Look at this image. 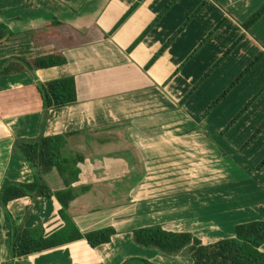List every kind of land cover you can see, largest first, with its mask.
Instances as JSON below:
<instances>
[{"label":"crops","instance_id":"obj_1","mask_svg":"<svg viewBox=\"0 0 264 264\" xmlns=\"http://www.w3.org/2000/svg\"><path fill=\"white\" fill-rule=\"evenodd\" d=\"M174 1L0 0V23L14 33L0 47V60L60 54L66 61L0 77V191L7 182L35 181L33 169L14 153L16 141L42 133L68 136L64 156H84L79 180L72 184L77 198L69 216L83 233L116 231L110 243L97 248L82 240L14 264H123L132 257L194 264L188 249L166 255L137 245L133 232L161 226L209 245L234 237L239 224L264 221V129L254 137L264 124V93L240 92L238 84L207 114L224 92L218 87L224 76L236 80L260 56L258 64L264 63V37L255 32L264 17L244 27L264 0ZM69 77L76 81L77 102L51 110L42 129L44 103L37 82ZM121 142L128 148H107ZM214 143L225 152L220 159L230 156L253 178L250 185L239 182L236 194L221 191L223 201L215 210L209 196L213 187L206 185L217 175L211 164L215 153L208 147ZM196 154L208 166L190 181L169 185L167 176L183 173L176 171V161ZM44 179L54 192L67 189L56 169ZM246 186L256 196L244 201ZM92 192L102 194L97 203L79 208L76 203ZM61 209L55 197H24L8 205L19 225H42L46 234L64 226ZM10 229L0 204V264L10 260Z\"/></svg>","mask_w":264,"mask_h":264},{"label":"trees","instance_id":"obj_2","mask_svg":"<svg viewBox=\"0 0 264 264\" xmlns=\"http://www.w3.org/2000/svg\"><path fill=\"white\" fill-rule=\"evenodd\" d=\"M138 5L136 4L131 11ZM263 16L264 5L244 23V27L247 30L250 29ZM54 24L57 26L61 25L57 21ZM12 37H14V33L11 29L7 25L0 23V47L6 40ZM259 59H261V56L244 72H248ZM65 62V58L60 54L39 55L31 59L26 57L4 59L0 60V77L17 73H35L38 70L61 66ZM239 81L240 77L232 83V88ZM37 88L44 103L42 129L51 110L67 107L77 102L76 81L74 77L56 79L45 83L38 81ZM231 90L225 91L209 108L207 114ZM244 111L230 123L228 129L237 122ZM263 129L264 124L254 137ZM68 138V136L64 135L47 137L42 133L35 140L20 139L14 145V153L22 157L33 169L35 181L29 184L7 182L1 188L0 204L4 207L11 224V229L8 233V237L11 240V254L10 260L6 264H14L19 258L46 252L82 240H86L92 248H97L110 243L112 237L116 234L115 229L111 227L83 233L69 216L68 209L70 204L77 198L72 189V184L79 180L81 173L79 164L84 161V156L81 154H76L72 157L64 156L63 150L68 143ZM54 169L58 170L64 179L67 186L66 190L54 192L45 181L44 177ZM24 197L32 199H51L55 197L62 205L60 216L65 223L64 226L51 234H46L42 225L35 228L17 226L8 211V205L10 202ZM29 214L30 209L27 215ZM133 234L134 242L137 245L157 249L166 255H179L188 249L194 264H264V251L262 250L264 246V221L239 224L235 227L234 237L221 239L209 245H205L198 237L191 233L167 231L161 226L137 229ZM123 264L155 263L143 258L132 257L127 259Z\"/></svg>","mask_w":264,"mask_h":264},{"label":"rangeland","instance_id":"obj_3","mask_svg":"<svg viewBox=\"0 0 264 264\" xmlns=\"http://www.w3.org/2000/svg\"><path fill=\"white\" fill-rule=\"evenodd\" d=\"M259 21H261V19ZM258 25H259V31L256 30L255 32L258 33L259 36L264 37V29H263L264 28V21ZM74 36H75V34H74ZM25 37H27V36H25ZM25 37L23 36V38L20 39V41L25 40ZM79 37L83 38L82 35H79ZM259 61H260V59H259ZM259 61L255 62L253 64L252 68L248 72H246V73L242 72L238 76V78L240 77V81L238 83L241 85V87L239 89L240 92H249V91L251 92V90H252L253 92H255V95H257V97H259L262 92L264 93V63L262 65H259L258 64ZM248 65L246 66L247 68L250 67ZM234 68H235V70L239 69L237 67H234ZM251 70H253L254 73H252L253 71L251 72ZM243 74H244V76H242ZM231 79H232V75L224 76V81L218 85L219 91H222V92L224 91L222 93V95L225 93V91L234 88V87L232 88L231 85H232L233 81L235 82V79H233V80H231ZM259 83H262V84L259 85ZM256 84H257L256 88H253V86ZM126 142L129 143L128 141H126ZM123 145H124V142L115 143V144L111 143L107 148L110 149V151H118L117 149H120V148L121 149L122 148H128L127 144H126V146H123ZM213 146L214 147H211V146H208V147L211 148L212 154L215 153L214 155L211 156V159L213 160L211 164H212V168L215 171H217V175L215 177H213L212 179H210V181H209L210 183H208L206 185L207 186L209 185V187H213L209 196L213 197L212 200L215 203V205H214V210H215V209H220L219 204H220V202L223 201L222 200L223 195L220 194L221 191H223L225 189L226 191L229 192V194L228 193H224V194L231 196L232 195L231 192L235 191L236 186L238 185L239 182H242V183L246 182L248 185H250V184H252L253 178H251L250 175H248L247 173L241 172L240 169H238L239 167H238L237 163L230 156L228 157L229 161L227 160V156H226V160H224L223 155L221 156L222 159H220V153L224 152L223 147L219 146V144H216V143H214ZM96 148H97L96 146L93 147L94 150ZM99 148H102V146ZM108 149H107V151H109ZM105 154H107V153H105ZM183 160H186V161H183ZM202 160H203V156H201L199 154H196L195 158L194 157L189 158L188 155L185 157H181L180 160L176 161V162L180 163L179 168L177 167L176 171H179V172L183 171V173L178 174V175L177 174H175V175L170 174L165 179H168L170 181L169 185H171V186L176 185L178 182H182V181L187 182V181L194 179V177L197 176L198 172L200 171V169L202 167L205 168L206 166H208L209 162H207V161L203 162ZM260 167L264 168V161H262L260 163ZM176 178H180L182 180H177ZM243 185L244 184H240V186H243ZM242 189L245 192L244 194H241V196L244 198L243 199L244 201H246L250 198L252 199L256 196L252 193V191L248 192V190L250 189L249 186H246L245 188H242ZM235 194H236V191H235ZM101 196H102V194L101 195H93V192H92V193H90L84 197V199H83L84 201L82 200L83 202L78 201L76 203V205L79 208H81L84 205V203H86V202H88L89 204L97 203V201L99 200V198ZM218 196H220V198H218ZM235 201L236 200H234L233 202H235ZM249 202H251V201H248L246 203H249ZM10 215H12V214L10 213ZM215 216L216 215L213 214V217H215ZM14 221H15V219H14ZM15 223L17 224V226H22V225H19L16 221H15Z\"/></svg>","mask_w":264,"mask_h":264}]
</instances>
